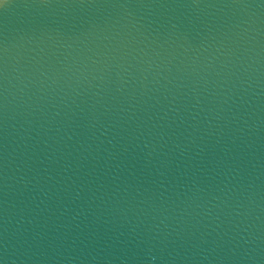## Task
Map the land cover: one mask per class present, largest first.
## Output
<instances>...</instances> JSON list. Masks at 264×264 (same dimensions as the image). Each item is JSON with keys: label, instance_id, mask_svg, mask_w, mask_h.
<instances>
[{"label": "water", "instance_id": "water-1", "mask_svg": "<svg viewBox=\"0 0 264 264\" xmlns=\"http://www.w3.org/2000/svg\"><path fill=\"white\" fill-rule=\"evenodd\" d=\"M0 264H264V0H8Z\"/></svg>", "mask_w": 264, "mask_h": 264}, {"label": "snow or ice", "instance_id": "snow-or-ice-1", "mask_svg": "<svg viewBox=\"0 0 264 264\" xmlns=\"http://www.w3.org/2000/svg\"><path fill=\"white\" fill-rule=\"evenodd\" d=\"M8 4V0H0V8L6 7Z\"/></svg>", "mask_w": 264, "mask_h": 264}, {"label": "clouds", "instance_id": "clouds-1", "mask_svg": "<svg viewBox=\"0 0 264 264\" xmlns=\"http://www.w3.org/2000/svg\"><path fill=\"white\" fill-rule=\"evenodd\" d=\"M155 259H156L155 257H152L153 262L155 261Z\"/></svg>", "mask_w": 264, "mask_h": 264}]
</instances>
